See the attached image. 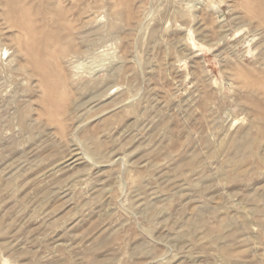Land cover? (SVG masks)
<instances>
[{"label": "rangeland", "instance_id": "rangeland-1", "mask_svg": "<svg viewBox=\"0 0 264 264\" xmlns=\"http://www.w3.org/2000/svg\"><path fill=\"white\" fill-rule=\"evenodd\" d=\"M263 83L264 0H0V264H264Z\"/></svg>", "mask_w": 264, "mask_h": 264}, {"label": "bare ground", "instance_id": "bare-ground-1", "mask_svg": "<svg viewBox=\"0 0 264 264\" xmlns=\"http://www.w3.org/2000/svg\"><path fill=\"white\" fill-rule=\"evenodd\" d=\"M258 3H259V2H256V1H254V2H249V3H248V6H250V8H251V7H255V6H258ZM49 79H50V78H49ZM260 85H261V86H260L261 89L264 91V83H263V84H260ZM54 87H55V86H54ZM57 89H58V88H57ZM47 90H48V89H47Z\"/></svg>", "mask_w": 264, "mask_h": 264}]
</instances>
